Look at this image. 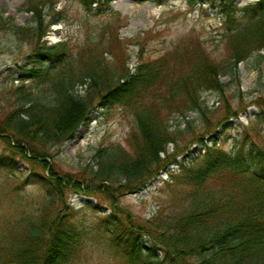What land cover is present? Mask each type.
Here are the masks:
<instances>
[{"label": "trees", "instance_id": "16d2710c", "mask_svg": "<svg viewBox=\"0 0 264 264\" xmlns=\"http://www.w3.org/2000/svg\"><path fill=\"white\" fill-rule=\"evenodd\" d=\"M219 1L225 16L224 61L214 59L199 38L188 36L157 58L146 59L139 53L133 69L127 65L130 54L117 46L118 35L111 30L100 53L88 48L87 59L80 54L78 66L71 68L66 42L51 43L46 38L50 26L59 21L54 0H25L33 26L0 15V27L9 19L6 25L32 45L22 70L26 79L35 82L31 86L22 79L11 86L12 109L1 113L0 135L9 134L4 139L15 144L8 147L17 148L20 154L25 150L22 144L31 146L35 160L28 158L48 170L47 176L35 178L46 193L45 210L27 226L17 227L5 246L0 244V264H72L82 234L69 222L71 214L60 207L61 189L103 195L116 204L118 195L144 188L159 170L176 161L183 130L178 129L181 121H174L175 117L186 123L190 112L204 117L203 94L224 92L222 77H238V63L254 52L262 56L264 0L243 9L233 0ZM80 2L91 12L92 4L101 0ZM82 86L84 93L79 94ZM111 106L133 113L128 148L99 146L88 164L62 176L53 164L49 166L44 157L52 147L73 139L94 108ZM173 121L175 130L171 129ZM199 135L194 136L196 143L203 142ZM217 141L212 138L206 159L189 169L180 206L136 227L117 219L110 222V214L100 219L117 255L129 264H264V144L252 143L230 154L217 147ZM169 144L176 153L162 158ZM13 168L16 163L9 156H0V169ZM143 236L152 239L159 255L148 254Z\"/></svg>", "mask_w": 264, "mask_h": 264}, {"label": "rangeland", "instance_id": "374dc122", "mask_svg": "<svg viewBox=\"0 0 264 264\" xmlns=\"http://www.w3.org/2000/svg\"><path fill=\"white\" fill-rule=\"evenodd\" d=\"M54 1L55 10L60 11L59 21L50 27L47 38L50 42H66L73 69L78 66L80 54L87 59L85 50L88 48L101 52L108 40V30L118 35L120 43L117 46L130 54L127 65L131 69L138 63L139 53L146 59L157 58L188 36L199 38L214 59H226V40L222 38L225 16L219 10V0H101L97 5L92 4L94 10L91 12L85 10L80 0ZM24 2L0 0V15L12 18L17 24L33 26L35 22L25 10ZM254 2L256 0H233L241 9ZM49 19L46 15L45 21ZM8 21L0 27V117L1 113L12 109L10 103L14 97L9 91L12 85L19 84L22 79L28 85H35L34 80L26 79L22 70L25 57L33 47L6 25ZM260 53L262 56L254 52L238 64V77L221 78L226 83L224 92L203 94L207 105L204 117L190 112L186 117L188 123L182 117L173 118L181 121L178 129L183 130V144L178 146L176 161L159 170L144 188L118 195L116 204L103 195L89 196L61 189L60 207L62 210L65 207L64 213L71 214L69 222L82 234L79 253L72 264H129L110 247L107 226H101L100 219L110 214V222L117 219L136 227L156 214L166 215L180 206L188 171L206 159V147L212 145V138L217 137L216 146L230 154L242 147L248 149L252 143L264 144V48ZM104 56L111 59L109 55ZM78 92L83 94L84 87ZM133 118L129 108H94L74 138L52 147L44 159L50 167L53 164L61 176L64 172L74 173L88 164L99 146L121 144L128 148L126 140L133 127ZM174 121L171 129L175 130ZM209 130L215 131L208 134ZM200 133L203 142L196 143L194 136ZM3 135H0V156L5 154L16 163L15 169H0V244L5 246L17 227L27 226L29 220L45 210L46 193L35 178L47 176L48 170L35 163L31 146L22 144L25 150L20 154L17 148L8 147V144H15L14 141L4 139L11 136ZM174 149L175 146L169 144L160 156L164 158ZM29 155L34 160L28 158ZM141 242L148 247L150 256L159 255L150 237L143 236Z\"/></svg>", "mask_w": 264, "mask_h": 264}]
</instances>
